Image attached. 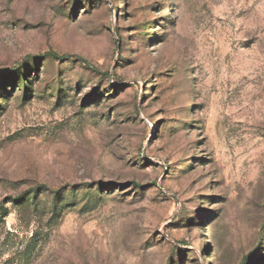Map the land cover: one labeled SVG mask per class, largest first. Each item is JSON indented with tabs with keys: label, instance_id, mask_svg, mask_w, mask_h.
<instances>
[{
	"label": "rangeland",
	"instance_id": "1",
	"mask_svg": "<svg viewBox=\"0 0 264 264\" xmlns=\"http://www.w3.org/2000/svg\"><path fill=\"white\" fill-rule=\"evenodd\" d=\"M0 264H264V0H0Z\"/></svg>",
	"mask_w": 264,
	"mask_h": 264
},
{
	"label": "trees",
	"instance_id": "2",
	"mask_svg": "<svg viewBox=\"0 0 264 264\" xmlns=\"http://www.w3.org/2000/svg\"><path fill=\"white\" fill-rule=\"evenodd\" d=\"M15 80H13V82H14ZM12 82V81H11Z\"/></svg>",
	"mask_w": 264,
	"mask_h": 264
}]
</instances>
